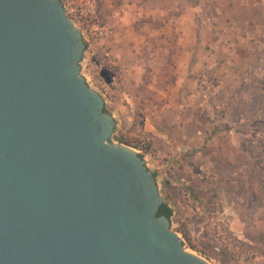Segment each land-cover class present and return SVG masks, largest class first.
<instances>
[{
    "label": "rangeland",
    "instance_id": "374dc122",
    "mask_svg": "<svg viewBox=\"0 0 264 264\" xmlns=\"http://www.w3.org/2000/svg\"><path fill=\"white\" fill-rule=\"evenodd\" d=\"M86 1L81 74L116 121L112 142L147 156L171 231L209 264H264L262 2L198 24L199 0Z\"/></svg>",
    "mask_w": 264,
    "mask_h": 264
},
{
    "label": "water",
    "instance_id": "95a60500",
    "mask_svg": "<svg viewBox=\"0 0 264 264\" xmlns=\"http://www.w3.org/2000/svg\"><path fill=\"white\" fill-rule=\"evenodd\" d=\"M61 0H0V264H209L187 252L155 176L112 142Z\"/></svg>",
    "mask_w": 264,
    "mask_h": 264
},
{
    "label": "crops",
    "instance_id": "0c3cea01",
    "mask_svg": "<svg viewBox=\"0 0 264 264\" xmlns=\"http://www.w3.org/2000/svg\"><path fill=\"white\" fill-rule=\"evenodd\" d=\"M242 2H245V0H241ZM240 1V3H242ZM234 4H232L230 2V0H215V3L212 0H208L207 2L204 0H199L198 4L196 5V7H194L195 11H197V15L193 16L192 21L197 22L198 24L200 23H205V22H211V23H215V22H225L227 24H230V22H232L234 20V18H232L233 15L236 14V6L233 7ZM227 7L228 10V14L225 17H221L220 13H219V9L220 7ZM177 7V6H176ZM206 10L207 12H210V14H207L206 16L204 15V12H202L203 10ZM226 12V11H225ZM209 16V17H208ZM231 17V18H230ZM237 20V18H236ZM209 29V28H208ZM209 33L211 34V36L215 39H222L225 36L222 35V32H220L218 29L216 30V28L213 27V30L209 29ZM215 34V35H214ZM240 33H237L235 36H230V39H237ZM227 39V38H225ZM232 47H228L229 50V54L232 53ZM225 49V48H224ZM225 56L228 55V51L226 54H224ZM233 62V59H229L228 63L226 64V66ZM230 67H237V68H243L244 66H242L241 63H235L233 62L232 64H230ZM131 72V71H130Z\"/></svg>",
    "mask_w": 264,
    "mask_h": 264
},
{
    "label": "built area",
    "instance_id": "2783aa9c",
    "mask_svg": "<svg viewBox=\"0 0 264 264\" xmlns=\"http://www.w3.org/2000/svg\"><path fill=\"white\" fill-rule=\"evenodd\" d=\"M260 1L264 6V0ZM64 5L66 8V15L68 19L74 23L76 28H79V26L82 25H86V23L89 20H92V18L94 17V9L86 0H75L68 3L64 2ZM143 159L145 161V164H147V156H145Z\"/></svg>",
    "mask_w": 264,
    "mask_h": 264
},
{
    "label": "trees",
    "instance_id": "16d2710c",
    "mask_svg": "<svg viewBox=\"0 0 264 264\" xmlns=\"http://www.w3.org/2000/svg\"><path fill=\"white\" fill-rule=\"evenodd\" d=\"M121 144H123L125 146H129V147H131L133 149H137L139 147L138 144H131L129 142H122ZM159 215H165L168 218L169 222H170L171 211L168 210L166 205L159 210Z\"/></svg>",
    "mask_w": 264,
    "mask_h": 264
}]
</instances>
